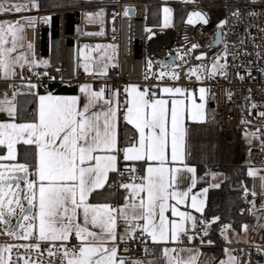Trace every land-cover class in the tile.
Returning <instances> with one entry per match:
<instances>
[{"label": "snow or ice", "instance_id": "snow-or-ice-1", "mask_svg": "<svg viewBox=\"0 0 264 264\" xmlns=\"http://www.w3.org/2000/svg\"><path fill=\"white\" fill-rule=\"evenodd\" d=\"M29 6L38 7L33 0L8 6L0 0V12H22ZM163 11L164 26L167 27L171 10L164 8ZM200 21L208 22L205 15L197 11L189 15L187 23ZM34 24L33 18H28L23 24L20 21L0 22L2 78H14L17 66L23 68L27 65L31 70L47 63L30 58L34 44L26 39V28L34 27ZM223 24L220 26L223 27ZM197 47L199 45H192V49ZM84 48H89V45H84ZM18 49L26 51L18 53ZM225 57L215 58L209 75L226 70L227 64L220 63ZM85 59L88 60L87 55ZM99 63L102 70L98 74L105 75L107 65L102 61ZM148 68L151 69V61ZM204 69L206 66L198 65L189 69L188 75L201 80L204 76L198 74V70ZM88 70V64H85V71ZM36 75L39 77L41 73ZM166 75L173 80L179 79L178 73L163 71L158 79ZM10 87L16 89L15 84ZM38 87L31 82L27 84L29 93L36 97V110L30 122H14L18 116L17 97L23 93L15 90L9 97L5 92L0 99V114L9 118L8 122H0V145L7 147V155L0 156V161H16V145L20 143L34 146L36 150L34 172L29 171L27 164L0 163V234L14 240H35V243L0 245V264H45L44 253L48 257L61 256V264H129V257L119 254L117 239L123 243L139 240L145 246V254H148L151 251L147 246L149 239L153 244L167 245L182 243L184 237L193 238L189 236V230H195L197 218L179 208L188 201L191 188L179 190L183 179L181 169L168 166L170 162L183 159L186 134L184 100L171 99L169 102L157 97L155 92L150 95L147 88L141 90L138 85H128L122 119L125 124L131 125L137 135L135 138L126 137L125 146L120 147V108L119 104L113 106L117 91L111 93V98H105L104 88L93 91L91 85L83 84L80 92L85 96L86 103L81 107L80 97H60L51 93L38 95L32 91ZM206 91L203 87L199 89L201 101L205 99ZM162 92L190 98L187 89L180 87H164ZM191 98L190 118L200 120L204 116V104H197L195 98ZM121 156L125 161L123 171L118 167ZM129 162H133L131 166ZM136 162L144 165L143 175L136 174ZM187 171L194 173L195 169L188 167ZM125 172L130 174V182L119 181V187L127 193L123 205L116 207L108 203L88 202L93 192L108 184L110 173L123 177ZM19 173H23L25 180L23 188ZM248 175L254 177L257 172L249 170ZM29 176L36 179L29 180ZM260 178L264 181V176ZM252 195L255 196V192ZM24 201H27V206ZM251 203L254 206L255 202ZM191 208L202 213L203 201L192 195ZM169 211L172 218L166 215ZM12 218L16 219L15 225L11 223ZM118 220L125 225L119 237L116 231ZM243 227L247 231V225ZM73 236L78 244L68 247L67 242ZM42 243L48 244L43 251ZM110 243L111 247L108 246ZM184 251L193 250L163 247L161 255L165 264H196L195 256L185 260L180 255ZM131 264L142 262L134 260ZM146 264L157 262L150 260ZM221 264L225 262L221 261ZM229 264H237L236 258L230 256Z\"/></svg>", "mask_w": 264, "mask_h": 264}, {"label": "built area", "instance_id": "built-area-1", "mask_svg": "<svg viewBox=\"0 0 264 264\" xmlns=\"http://www.w3.org/2000/svg\"><path fill=\"white\" fill-rule=\"evenodd\" d=\"M152 5L147 0H82L71 8L37 10V23L34 27L26 28V39L34 44L33 58L47 63H41L31 70L27 65L23 68L17 66V75L11 79L0 76V99H3L5 92L11 97L15 90L29 91V82L39 85L32 90L36 93L50 92L54 84L90 82L97 84L99 90L105 89V98H111V93L117 91L121 102L126 98L125 86L131 83L137 84L141 90L149 89L150 95L152 92L157 94L167 84H177L189 90H195L199 85L205 86L208 100L206 119L189 123L186 128L185 144L189 162L194 165L238 166L248 161L246 165L255 168L252 170H256L257 175L250 176L249 189L242 194L238 207L240 213L250 215V241L231 243L229 246L234 249L237 264H264V181L260 178L264 176V0L211 4L193 0L183 3L185 12L179 26L149 29L147 20ZM108 11L111 12L110 21L114 29L113 41L117 43L116 63L113 66L116 76L93 79L85 71L80 55V46L84 43L80 37L82 34L97 33L101 28L96 22L87 23V14H104ZM125 11H128V15H125ZM197 11L205 15L206 24L202 21L187 23L189 15ZM233 13L238 15L234 16ZM47 16L51 20L42 21ZM222 22L223 27L220 26ZM78 26H81V33L77 32ZM152 34L154 36L150 38ZM218 34L220 42L217 43ZM178 44L188 59L180 67L176 65ZM193 44L199 47L192 49ZM225 51L226 70L209 75L214 59L225 55ZM171 54L175 55V62L163 64L161 61ZM199 54L202 59L198 60L196 57ZM149 61L151 69L148 68ZM199 63L206 66L201 74L204 78L188 79L187 69ZM162 71L176 72L179 79L173 81L166 76L158 79V73ZM36 73L41 75L38 77ZM12 84L16 85V89L10 87ZM8 120L5 114H0V122ZM118 167L123 171L125 165L119 163ZM136 167V174L143 175L142 168L137 164ZM121 179L130 182V174L125 172L123 177H119L115 173L112 186L116 193L122 190L119 187ZM252 201L255 202L254 206ZM256 214H260L257 224ZM259 226L258 231L253 230ZM23 243H35V240H14L0 234L2 245ZM117 244L120 255L139 260L142 264L151 258H162L159 248L149 240L147 246L151 251L148 254H145V246L139 240ZM190 244L194 243L184 237L182 243H173V247ZM47 247V243H42L41 250ZM245 250L249 254L244 261ZM15 258L14 250L13 260ZM43 259L45 264H61L62 257H48L44 253Z\"/></svg>", "mask_w": 264, "mask_h": 264}, {"label": "trees", "instance_id": "trees-1", "mask_svg": "<svg viewBox=\"0 0 264 264\" xmlns=\"http://www.w3.org/2000/svg\"><path fill=\"white\" fill-rule=\"evenodd\" d=\"M12 1H28V0H12ZM205 4L211 3H232L234 1L241 0H197ZM33 2L38 5L35 7L37 10H57L66 8L69 5H74L75 3L82 2V0H33ZM153 6L150 7V10ZM175 8L181 15H184V6L182 4H175ZM99 12L94 14H98ZM100 18L97 19L96 23L100 24V31L94 34H82L80 39L81 42L89 41L91 44L94 41H113V26L110 21L111 12L108 11L102 15L99 13ZM98 16V15H97ZM5 17L0 15V22H4ZM152 18L148 14L147 23H152ZM98 33H102L97 35ZM116 76V70L112 67V73L102 75V77H114ZM53 91L59 93L74 92L75 88L68 87L66 85L54 84L52 86ZM34 96L29 93V91L24 92L22 95L17 97L18 101V116L17 119H29L33 118L35 100ZM124 126V125H123ZM122 126L121 131V143H125L124 139V127ZM122 145V144H121ZM35 147L24 145L20 143L18 145V160L29 165L31 172L35 171ZM250 167L249 165H238V166H228V165H196V175L198 178L197 186L195 188L199 189L201 187L209 185V178L207 173L210 171H221L224 174L223 180L217 185L212 186L208 190L207 202L203 212V220L207 224H203L207 230V234L203 235L204 240H210L212 244L204 246L203 248L213 255L214 259L219 260L224 255V240L222 236L218 233V228L224 225H230L231 227L239 230L242 225L247 224L250 221L249 214H242L239 212L238 207L241 203L242 194L249 189L250 186V176L248 175ZM126 196L125 190H121L119 193L114 191L112 183H110L103 190L94 193L91 199H104L107 201L114 200H124ZM197 215L196 217H199ZM218 218V219H217ZM201 227V225H200ZM203 230L202 228L197 227ZM196 228V229H197ZM202 240V239H201ZM249 252L247 250L243 253L244 261L247 258ZM210 255V256H211ZM154 260L157 264H160L158 259H149L147 261Z\"/></svg>", "mask_w": 264, "mask_h": 264}, {"label": "rangeland", "instance_id": "rangeland-1", "mask_svg": "<svg viewBox=\"0 0 264 264\" xmlns=\"http://www.w3.org/2000/svg\"><path fill=\"white\" fill-rule=\"evenodd\" d=\"M147 1H150L153 3V5H152L153 7L149 13L150 17L152 18L153 21L151 24H148V26H147L149 29H152L155 27H165L164 26V24H165V13L163 11L164 8H168L171 10L169 18H168V26H179L182 22L184 15H181L179 13V11L176 10L175 4L176 3L182 4V3L190 2L193 0H147ZM13 2H16L13 4H17V3L26 4V3H28V1H13ZM80 3L81 2L75 3L74 5H69L66 8H71V7L77 6ZM8 5H10V4H8ZM184 11H185V8H184ZM95 13H97V12H95ZM89 14H91V13H89ZM89 14H87L85 17V21L87 23L96 22L97 19L100 18V15L97 16L94 13L91 14V18H90ZM0 15L5 17L4 21H10L12 23H15L16 21H20V23L23 24V23H25V21L28 18H33L35 20V24L37 23V18H36L37 9H35V7H31V6H29L28 8H26L22 12L7 11V12H0ZM49 20H51V17L47 16L42 21H49ZM153 36H154V34H152L150 36V38H153ZM84 45H89V48L85 49ZM97 46H100V47L98 48ZM180 46L181 45L178 44V47L176 48V52L178 55V63L176 64L177 67L182 66L188 60L184 56V54L182 53ZM19 51H26V49H18V53H19ZM18 53H16V54H18ZM80 55L83 57L84 66H85V64H88V67H89L88 72L90 73V78H93V79L100 78V77H102V75H99L98 73L102 70V64L99 63L101 61L103 64L107 65L106 74L112 73V67L116 63L117 43L115 41L100 40V41H94L93 45H91V42L85 41L80 46ZM85 55L88 56V60L85 59ZM181 56H183L184 58L181 59L180 58ZM197 56H201V55L199 54ZM219 56L225 57L224 54H221ZM30 58H33L32 53L30 54ZM220 63L221 64L226 63V57L224 59H221ZM198 65H203V64L202 63L196 64V65L188 68L187 72L189 71V69L194 68ZM202 71L203 70H198V74H202ZM210 73H211V71H210ZM167 78L171 79L168 75H167ZM17 104H18V101H17ZM0 163L9 164V163H15V162L0 161ZM249 167L251 168V170L255 169L251 165H249ZM20 174H23V173H20ZM206 176H208V178H209V185L208 186H210V187L218 185L224 178V174L221 171H210L209 173H207ZM28 179L31 180L30 176L28 177ZM193 180H195V185L194 186L192 185L191 187H189V188H191V192L189 194V199H188L189 206L191 208V196L192 195H195L197 197L198 201H203V206H204L205 202H206V192L207 191L205 192L204 191L205 189H202L201 191H197L195 193H192V189L196 186V183H197L196 176L194 177ZM20 185H21V188L24 187V185H25L24 178L22 180H20ZM23 203L25 204V206H27V201H24ZM189 213H191L193 216H195V214H193L192 211H189ZM17 215H19V211H17ZM12 221H13V223H15L16 219L12 218ZM190 223L191 222H189V224ZM202 224H207V222L202 219ZM244 225H247V231L244 230V227H243ZM244 225H242L239 230L231 227L230 225H224V226L218 228L217 231L222 236V238L224 240V244H223L224 245V255L219 260L214 259L213 258L214 256L209 254V252L203 248L204 246L210 245L212 243H209L210 240H204L203 239V235H204L205 231H204V229L201 230L198 228L193 230V231L191 228L189 230V236L193 237L194 244H190L187 246L184 245V246L180 247V248H184V249H192L193 251L192 252L184 251V252L180 253V255L185 260H187L190 256H195L196 257V264H221V261H224L225 264H229L230 256L235 257L234 249L232 247H230L229 244H231V243H245V242L250 241V237H251L250 231L252 230L251 224H250V222H248L247 224H244ZM206 226H208V224ZM226 226H229V227H226ZM259 229H260V226L253 228V230H257V231ZM134 260H136V259H129V264H131V261H134ZM160 264H165V261L160 263Z\"/></svg>", "mask_w": 264, "mask_h": 264}, {"label": "crops", "instance_id": "crops-1", "mask_svg": "<svg viewBox=\"0 0 264 264\" xmlns=\"http://www.w3.org/2000/svg\"><path fill=\"white\" fill-rule=\"evenodd\" d=\"M4 3H5L6 6H7L8 4H13V3H16V2H13L12 0H4ZM159 74H160V72L158 73V76H159ZM166 77H167V75H166ZM186 77H187L188 79H190V78H192V77H193L194 79H196L195 76H191V77H190V76L188 75V72H186ZM171 80H173V79H171ZM173 81H177V80H173ZM83 84H89V85H91V88H92L93 91H99V87L97 86V84L90 83V82H85V83H79V84H69V85H66V86H68V87L75 88L76 91H74V92L59 93V92H55V91H53V88H51V91H50V92H47V93H38V95H46V94H48V93H51V94H53L54 96H60V97H80V106L82 107L83 104L86 103V98H85V96L80 92V86L83 85ZM133 84H134V83L127 84V85L125 86V88H126L128 85H133ZM134 85H137V84H134ZM164 87H171V88L180 87V88H182V89H186V88H183V87H181V86H179V85H177V84H167V85L162 86V88H161L159 91H157V94H156L157 97L164 98V99H168L169 102H171V99L184 100V104L186 105V109H185V111H184V127H185V130H186L187 125H188L189 123L203 122V121H205V119H206V108H207V106H208L207 91H206V93H205V99H204L203 101H201V99H200V92H199V89L202 88V87L206 89L205 86L199 85V86L196 87L195 90H189V89H187V94H190V98H188V99H185V96H182V95H180V94H175V93H172V94H169V93H163V92H162V89H163ZM191 97H194V98H195V102H196L197 104H201V103L204 104V109H203L204 116H203V118L200 119V120H196V121H194V120H192V119L190 118V110H191V104H192V98H191ZM34 98H35V99H34V100H35L34 114H35V110H36V97H34ZM113 99H114V104H113V106L115 107L116 104H119V108H120V113H119V115H120V121H119V128H118V131H119L120 147H124V146H125V143H124V144L121 143V131H122V126L124 125V126H123V127H124V135H123V136H124L125 141H126V137H129V138H135L137 134H136L135 130L131 127V125H127V124H125V122H124L123 119H122V117H123V110H124V102H125V100H124L123 102H121V101L118 99L117 96H116L115 98H113ZM125 99H126V98H125ZM101 103H102V102H101ZM33 118H34V115H33ZM33 118H29V119H20V120L17 119V120L14 121V122H16V123L30 122V121L33 120ZM185 137H186V134H185ZM121 144H122V145H121ZM18 145H19V144L16 145V161H10V162H15V163H22V164H25V163L20 162V161L18 160ZM6 155H7V147H6L5 145H0V156H6ZM5 161H6V160H5ZM169 161H170V156H169ZM119 163H122V164L125 165V161L123 160V157H122V156L119 157ZM119 163H118V165H119ZM132 163H133V162H129V165L131 166ZM136 164L139 165V166L142 168V170H143L144 165H143L142 163L136 162ZM168 166H169V167H177V168H180V169H181V175H182L183 179H182L181 182H180L179 190L187 191V189H189V187H191V186L193 185V179H194L195 176H196V181L198 182V178H197V175H196V165H194V164H192V163L189 162V153H188L187 148H186L185 138H184V148H183V159H182V161H176V162H174V163L170 162ZM193 166H194V167H193ZM188 167L195 169L194 173H190V172H188V171H187V168H188ZM29 171L31 172L30 169H29ZM114 176H115V173H110V174H109V182H108V184H105L104 188L107 187L110 183H112V181H113V179H114ZM30 179H31V180H34V179H36V177H35V176H30ZM196 186H197V183H196ZM196 186L192 189V193H195V192H197V191H201L202 189H207V192H206V202H207L208 190H209L210 186L207 185V186H204V187H201V188L195 190ZM104 188H103V189H104ZM103 189H98L97 191L93 192V193L88 197V202L91 203V204H104V203H108V204H111V205L116 206V207H119V206H121V205L124 204L125 201H124V200L121 201V200H119V199L114 200V201H107V200H104V199H96V200L91 199V197H92V195H93L94 193H97L98 191H101V190H103ZM126 195H127V193H126ZM117 202H118V205H116ZM206 202H205V205L203 206V209H205ZM170 203H175V202H174V201H170ZM179 208H180L181 211H187V212L192 211L193 214H195V217H196L197 215H200L199 217H196V218H197V226H196V228L199 227L200 225H201V226L203 225V224L201 223V222H202V219H203V213H198V212H196L194 209L190 208L188 201H187L185 204H181V205H179ZM203 212H204V210H203ZM166 215H167L169 218H172V217H171V212H170V211L167 212ZM124 228H125V225L123 224V222L118 220V221H117V229H116V231H117V236H118V237H119V235L123 234V232H124ZM189 228H190V224H189ZM196 228H195V229H196ZM199 228H200V227H199ZM192 231H193V230H192ZM149 241H151V240L149 239ZM191 241L193 242V238L191 239ZM69 242H70L71 244L68 245V247H72L73 245H77V244H78V241L75 239L74 236L72 237V239H71ZM118 242H121V241H120L119 239H117L116 243H118ZM193 243H194V242H193ZM0 245H2V244H0ZM155 245L159 248V252H160V253H161V249H162L163 247L174 248V247H173V243H169V244H167V245H162V244H161V245H157V244H155ZM108 246L111 247V243H110ZM151 259H154V258H151ZM156 259H158V258H156ZM148 260H149V259H148ZM158 260H160L161 263L165 261L163 257H162L161 259H158Z\"/></svg>", "mask_w": 264, "mask_h": 264}, {"label": "water", "instance_id": "water-1", "mask_svg": "<svg viewBox=\"0 0 264 264\" xmlns=\"http://www.w3.org/2000/svg\"><path fill=\"white\" fill-rule=\"evenodd\" d=\"M130 13H132V11H130ZM81 31H82L81 26H78L77 27V32L78 33H81ZM218 42H220V34H218V41H217V43ZM91 45H93V44H91ZM161 62L163 64H173L175 62V55L174 54H171L167 58H164ZM20 92L21 93H24L23 90H20ZM245 164H248V161H246ZM18 175L20 176V180H22L23 179V174H20L19 173ZM255 217H256L255 224H257L259 222V219H260V214H256ZM11 223L13 225H15L16 224V221H15V223H13V221L11 220Z\"/></svg>", "mask_w": 264, "mask_h": 264}]
</instances>
